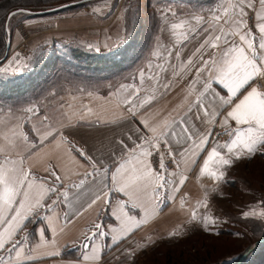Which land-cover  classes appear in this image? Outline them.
<instances>
[{
  "label": "crops",
  "instance_id": "1",
  "mask_svg": "<svg viewBox=\"0 0 264 264\" xmlns=\"http://www.w3.org/2000/svg\"><path fill=\"white\" fill-rule=\"evenodd\" d=\"M200 1L206 2V0H176L179 6L172 7L179 8L182 6V13L164 16L160 28L155 33L153 45L145 50V59L139 61L138 64L123 66L125 67L124 70H128V73L121 83L109 88L105 93L79 89L57 94V99L62 98L61 102L65 105L63 112L67 113L64 123H71L73 127L61 129L59 123L53 121H49V123L60 129L66 140H61L60 135L56 134L54 138L49 137L48 140L41 143V137L29 132L31 128L41 126L40 120L37 119L40 113L52 114L54 112L57 101L51 99V92L33 99L25 108H21L20 104L25 101L22 100L24 96L20 95L15 89H12L11 93H7L5 85L10 83L0 80V146L8 142L3 137L11 136L13 131L17 135L20 132L28 133L31 143L22 153L13 151L10 156L17 161L23 159V163L18 166L30 170L32 176L38 180L48 181L47 186L49 187L56 183L54 177H51L47 171L49 167L62 178L68 176L69 179L63 181L64 184L68 185L73 182L78 183L81 178H84V173L92 171L91 163L80 156L79 152L76 151L78 148L92 157L99 167L104 166L100 164V161H103L104 164L114 168V157H120L124 153V149L117 142L123 140L129 148H132L134 145L128 139L129 135L137 142H139L140 135H151L144 125L140 124L141 119L146 120L149 125H156L162 122L165 117H178L185 112L188 104L195 101L202 90V85L196 84L195 90L189 94V84L196 77V68L202 63L201 57L208 59L214 53L219 55L226 47L222 45L220 49H212L205 46V49H202L201 52H196V49L204 42L210 32L213 36L218 34V28L222 21L217 24L212 19L213 15L217 12L222 14L223 9L227 8L230 3H235L236 0H217L212 4L206 3L207 5L200 4ZM196 6H204V8L196 11L193 8ZM256 10L264 11L259 4H257ZM247 11L252 15L250 10ZM253 23L254 16L249 20L250 26ZM173 25H178V27H172ZM213 28L216 31H212ZM205 29H209V31H205ZM256 35L259 38V33H256ZM231 39L239 44L238 36H233ZM83 43L82 41L79 42L78 38L53 36L51 41L44 44H48L50 48H54L56 45V47L78 48L75 44H79L85 49L96 51V55L106 54L103 52L115 46V44H111L98 47V43L95 44L93 41H88V44ZM89 45L92 46L91 49L88 47ZM40 50H45V48ZM35 51L33 54H35ZM177 53H179V56H177ZM189 58H191V63H189ZM23 67L18 66L19 71H16L17 68L9 71L0 68L2 69L0 72H9L13 79L23 74ZM142 73L143 76H141ZM206 78L207 73H202L201 79ZM112 81L111 79L107 80V82ZM165 85H169V87L165 88ZM213 87L216 88V85H213ZM137 90L139 95L135 96ZM221 95L226 96L227 93L221 92ZM242 95L243 93L233 101V104L238 102ZM132 96H134L133 105L129 106L127 100ZM41 98L42 102L39 101ZM203 103L210 114H217L215 128L208 145L211 148L218 143L214 140V133L225 130L220 121L232 105L221 107L219 99L213 100L211 95L203 97ZM68 105H71V107H68ZM13 106L15 107L13 108ZM29 107L37 110L36 116L25 115L24 110ZM130 107H133L136 111L135 118L132 116ZM196 113V108H193L192 112L189 113L193 117V120L189 122V127L191 129V125L195 124L193 135L206 134L211 127V120L204 118L202 113L201 120H196ZM230 124L231 127H235L234 122H230ZM138 128L140 129L139 133L137 132ZM177 131L179 132V129ZM170 143L176 153L187 147L184 143L177 144L175 139ZM220 150L224 151L223 149ZM161 151H165L163 146ZM5 155H8V153H0V161L4 159ZM206 155L207 152L205 151L195 165L191 164L190 154L185 155V161L180 162L179 168L175 164L172 173H176V175L170 176L168 179L174 180L178 184L179 178L184 176L186 181L183 186L179 188V191L171 193L174 199H167L169 193L162 191L161 195L165 197L164 201L159 204L158 210H151L147 216L139 213L137 209H132V214L137 215L138 219H142L143 223L138 229H134L127 235L125 231L121 230L120 222L111 215L116 202L127 199L121 193H110L109 199L112 201V207H103L101 202L87 210L85 209L93 198V192L99 187L92 182L91 177L87 178V182L82 189L69 187L67 189V200L62 196L58 197L55 193L51 194L45 202L51 204L52 200H58L53 210L46 213L44 209H40L37 216L32 218V222L28 223L26 228V231L30 234V246L33 248L40 243L38 230L41 228L46 229L45 243L31 253L41 258L24 261L23 264H105L107 259L114 255L120 247L132 243L134 239L137 240L138 235L150 228L152 224L153 226L158 225L166 219L168 225L171 226L182 221L184 216H193V213L195 215L206 214L211 207L215 208L214 204L213 206L211 204V199L218 195L216 193L225 190L237 192L236 187L243 190L244 187H247L244 184L248 180L252 181L256 173L252 170L257 167L264 168V156L256 155L250 161L239 162L228 168L225 170L224 180L216 181L206 175H199L200 166ZM152 159L153 167L158 168L159 154H154ZM180 159L179 154H177L176 160L180 161ZM243 168L244 170L247 169V175L244 173ZM215 170L220 171V169ZM75 173L80 175H75ZM239 184L241 186H238ZM57 188L61 192L65 190L63 185H57ZM182 200L183 203H181ZM44 215H47L56 227L55 235L47 227V221L38 219V217ZM176 216L178 219L175 220ZM97 222L102 223L105 232H108L110 226L116 228L117 231L104 237L97 236L92 241L86 240L84 237L91 234L90 229ZM20 235L23 236L24 232H21ZM113 237L117 238V242H113ZM121 237L124 238L121 239ZM83 244H89V248L85 249L82 246ZM106 244H112V248L107 252L100 251V247ZM92 246L96 247L97 254L101 259L83 260V254L85 253L90 257L92 256ZM25 251L27 252V249ZM53 251H58L60 255L49 256V253ZM62 253L65 255L62 256Z\"/></svg>",
  "mask_w": 264,
  "mask_h": 264
},
{
  "label": "snow or ice",
  "instance_id": "2",
  "mask_svg": "<svg viewBox=\"0 0 264 264\" xmlns=\"http://www.w3.org/2000/svg\"><path fill=\"white\" fill-rule=\"evenodd\" d=\"M257 4L264 10V0H236L235 3H230L227 8H224L222 14L217 12L213 15L212 19L217 24L222 21L218 34L213 36L210 32L196 52H201L205 46L212 49H220L222 45L226 47L219 55L214 53L208 59L201 57L202 63L196 68V77L189 84V94L195 90L196 84L202 85L197 98L189 103L186 111L178 117H165L156 125H149L146 120L141 119L140 124L144 125L151 135H140L139 142L129 135L128 139L134 145L132 148H129L123 140H119L117 143L122 146L124 153L120 157H114V168L104 164L103 161H100V164L104 166L99 167L92 157L78 148L76 151L80 156L91 163L92 171L84 173V178H81L78 183L73 182L68 185L63 183L65 179H69L68 176L62 178L49 167L47 171L56 181L49 187L47 186L48 181L38 180L32 176L30 170L18 166L23 163V159L17 161L10 156L13 151L22 153L27 148L31 143L29 134L20 132L17 135L13 131L11 136L3 137L8 142L0 146V153H8V155L0 161V264H23L24 261L41 258L31 253L45 243L46 229L38 230L40 243L33 248L30 246V234L26 231L28 223L32 222V218L37 216L40 209H44L46 213L53 210L58 200H52L51 204L45 202L51 194L55 193L58 197L62 196L67 200V189L69 187L82 189L88 177H91L92 182L99 187L93 192V198L85 210L101 202L103 207H112V201L109 199L110 193H121L127 199L118 200L116 206L112 208L111 215L120 222L121 230L127 235L143 223L142 219L132 214V209H137L139 213L147 216L151 210H158L159 204L164 201L162 191L169 193L167 199H174L171 193L179 191L186 181L184 176L179 178L178 184L168 179L176 173L168 172L165 165L166 156L170 157L179 168L180 162L185 161L186 154L191 155V164L195 165L206 151L207 155L200 166L199 175H206L216 181H223L225 170L236 163L250 161L256 155L264 156V90L258 87V81H264V11H257ZM246 9L250 10L252 15ZM253 16L254 23L250 26L249 20ZM172 27H178V25ZM212 31L216 29L213 28ZM256 33H259V38ZM233 36H238L239 44L231 39ZM88 47L91 49L92 46ZM189 63H191V58H189ZM19 70L17 68L16 71ZM202 73H207L206 79H201ZM3 78L5 77H0V79ZM213 85H216V88ZM167 87L169 85H165V88ZM221 92H226L227 95H221ZM241 93H243L242 98L233 104ZM138 95L137 90L135 96ZM206 95H211L213 100L219 99L221 107L232 105L220 121L230 139L223 144L216 143L211 148L208 145L215 128L217 114H210L208 108L205 107L203 97ZM51 99L57 101L54 112L52 114L40 113L37 119L40 120L41 126L29 129V132L41 137V143L49 137L54 138L56 134L60 135L61 140H66L64 133L49 121L59 123L61 129L73 127L71 123H64L67 113L63 112L65 105L61 102L62 98L57 99V94L52 93ZM133 100L134 96L128 98L129 106L133 105ZM193 108L197 109L196 120H201V113L204 118L211 120V127L206 134L193 135L195 124L191 125V129L189 127V122L193 120L189 113ZM130 111L135 118V109L130 107ZM24 113L26 116L28 114L36 116L37 110L29 107L24 110ZM230 122H234L235 127H231ZM139 131L138 128L137 132ZM173 139L177 144L184 143L187 147L179 153L174 152L170 143ZM162 146L165 151H161ZM154 154H159L158 168L153 167ZM177 154L181 158L180 161L176 160ZM215 169H220V171L217 172ZM75 175L80 174L75 173ZM57 185H63L65 190L58 191ZM243 216L248 217L249 212H244ZM38 219L47 221V227L51 229L53 235L56 234V227L47 215L38 217ZM193 220H195V213H193ZM209 222L215 223L209 217H204L203 230L205 232L210 231ZM90 231L91 234L84 237L88 241L94 240L97 236L104 237L109 233H114L117 229L110 226L108 232H105L102 223L97 222L93 224ZM21 232H24L23 236L20 235ZM176 234L171 233V235ZM113 242H117L116 237H113ZM82 246L85 249L89 248V244ZM58 255H60L58 251L49 253V256ZM90 258L101 259L95 246H92L91 257L86 253L83 254V260L87 261Z\"/></svg>",
  "mask_w": 264,
  "mask_h": 264
},
{
  "label": "rangeland",
  "instance_id": "3",
  "mask_svg": "<svg viewBox=\"0 0 264 264\" xmlns=\"http://www.w3.org/2000/svg\"><path fill=\"white\" fill-rule=\"evenodd\" d=\"M215 1L217 0L199 3L207 5ZM172 6L177 7L179 4L176 0H90L77 2V5L69 10L56 6L14 10L18 11L16 15L6 19L9 49L6 51V57L0 62V68L9 71L28 64L23 67L22 76L29 71H36V75L39 72L36 77L39 86L20 92V95L24 96L22 100L42 95L50 86L53 88L51 94L79 89L105 93L125 79L128 70L123 71L120 68L131 65L129 63L133 56L138 55L136 64L145 59V50L153 45L155 33L160 28L164 16L182 13V6ZM193 8L198 11L204 6ZM53 36L78 38L83 44L93 41L98 43V47L115 44L113 48L103 52L106 54L100 53L102 55L98 54L99 56L96 51L75 44L82 61L84 58L85 62L87 58V63L92 59L87 54L97 57L112 56L110 63L106 64L109 68L103 65L104 68L98 67L95 71L89 68L80 69V60L70 57L71 47L56 45L54 49L44 44L51 41ZM42 44L44 45L41 46ZM42 48L45 50H40ZM62 48H65L64 51L56 53V50ZM94 60L96 61V58ZM0 77H5L0 80L10 83L5 85L7 93L12 92L11 85L22 83H17L6 71L0 72ZM108 79L113 81L107 82ZM39 101L42 102V98ZM28 103L24 101L20 107L25 108ZM257 168L252 170L257 174L255 173L252 181L248 180L244 184L247 187L243 190L236 187L237 192L225 190L216 193L218 195L211 199L215 208L211 207L206 214H196L195 220L192 215L184 216L182 221L171 226L166 219L158 225L152 224L138 235L137 240L134 239L132 243L120 247L105 264H234L241 261L251 252L250 248H255H247L254 241L250 231L252 228L238 222L237 218L256 219L264 225V168ZM243 171L247 175V169L243 168ZM244 212H249V216L245 218ZM204 217L215 221L208 223V232L203 230ZM174 219H178L177 216ZM173 232L177 234L171 235ZM111 248L112 244H106L100 247V251L107 252ZM243 250L246 252L240 256ZM248 257L251 258L252 255ZM257 260H260L259 254Z\"/></svg>",
  "mask_w": 264,
  "mask_h": 264
},
{
  "label": "trees",
  "instance_id": "4",
  "mask_svg": "<svg viewBox=\"0 0 264 264\" xmlns=\"http://www.w3.org/2000/svg\"><path fill=\"white\" fill-rule=\"evenodd\" d=\"M80 1H83V0H0V62H2V60L6 56L8 40H7V35H6L7 32L5 30L4 24H5V20L7 19V16L11 12H13L14 10H19V9H25L26 10V9H30V8L47 7V6L59 7V6L66 5V4H69L67 7H65L66 9L69 10V9H73L74 6L77 5V2H80ZM64 49L65 48H62L60 50H56V53L62 52V51H64ZM69 54H71L70 57L73 60H80V64H81L80 69H88L89 68V69H92L94 71H95V68H98V67L104 68L105 66H107L106 64L110 63V61L112 59V56H109V55H106V56L103 55V56L97 57L99 55L95 56L92 54H87L89 58H92L89 60L90 63H87V58H85V62H84V58L82 61L81 56H79L75 47H71L69 49ZM95 58H96V61L94 60ZM137 58H138V55L133 56V58L130 60L129 64H135V62L137 61ZM44 59H46V58H44ZM39 62L41 63V60ZM103 65H105V66H103ZM124 68L125 67L120 68V69H123V71H124ZM81 71H83V70H81ZM35 73H36V71H29L25 76L21 75L17 78H13V80L14 79L17 80V83H19L20 81H22V83L16 84L15 86L11 85V89H15L17 92L20 93L24 89H27L29 87H32V88L38 87L39 86V82H38L39 80H37L36 77L38 76L39 72L37 73V75ZM52 89L53 88H51V86L48 87L47 90L43 91L42 95L46 94L47 92L48 93L51 92ZM36 93H34V94H36ZM42 95H39L36 97H34V96L27 97V98H25V103H28V102L31 103V101L33 99H37V98L41 97ZM28 96H29V94H28ZM237 221L240 223H244L249 228H252V229H250V231H251V235H252L254 241H253V243L251 242L247 246V248L254 246L255 249L252 250V248H250L251 250H249V251H251V252L245 258L243 257L242 258L243 260L241 259V261H237V263L235 262L234 264H256L257 262H259L257 264H264V225L259 220H256V219L246 220V219L237 218ZM260 233H262V234L260 235ZM226 236H228V235H226ZM245 250H243V252L240 254V256L245 254V252L248 249L246 251ZM249 251H247V253ZM257 254H259L260 260H257ZM64 255L65 254L62 253V256H64ZM249 255H252V257L249 258L248 257Z\"/></svg>",
  "mask_w": 264,
  "mask_h": 264
},
{
  "label": "built area",
  "instance_id": "5",
  "mask_svg": "<svg viewBox=\"0 0 264 264\" xmlns=\"http://www.w3.org/2000/svg\"><path fill=\"white\" fill-rule=\"evenodd\" d=\"M258 87H260L261 90H264V81H258ZM213 137L214 140L218 143H224L230 139L225 130L215 132ZM165 165L168 172H172L175 169V163L172 162V159L170 157L165 158Z\"/></svg>",
  "mask_w": 264,
  "mask_h": 264
},
{
  "label": "water",
  "instance_id": "6",
  "mask_svg": "<svg viewBox=\"0 0 264 264\" xmlns=\"http://www.w3.org/2000/svg\"><path fill=\"white\" fill-rule=\"evenodd\" d=\"M83 1H90V0H83ZM83 1H81V2H83ZM69 4H66V5H62V6H59L58 8H62V7H67ZM18 11H21V9H19ZM18 11H13V12H11L8 16H7V20L12 16V14L13 13H17ZM7 20H6V25H5V30H6V32H7ZM8 49H9V46H8V44H7V52H8ZM7 55V54H6ZM6 57V56H5Z\"/></svg>",
  "mask_w": 264,
  "mask_h": 264
}]
</instances>
